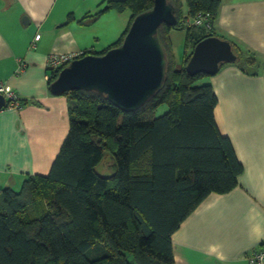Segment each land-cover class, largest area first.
<instances>
[{
	"label": "trees",
	"instance_id": "trees-1",
	"mask_svg": "<svg viewBox=\"0 0 264 264\" xmlns=\"http://www.w3.org/2000/svg\"><path fill=\"white\" fill-rule=\"evenodd\" d=\"M169 1L177 23L158 33L168 62L165 85L136 112L95 93L61 95L70 127L50 173L28 175L18 190L0 188V264H175L172 236L185 220L211 194L238 187L244 167L218 129L211 76H191L186 66L210 37L231 43L238 57L232 66L246 75L257 76L261 60L219 32L221 0ZM153 6L154 0H104L79 21L70 14L64 26L91 27L108 13L131 17L104 50L68 55L101 56L121 46L134 19ZM199 14L210 20L195 25ZM173 31L185 32L180 65ZM47 72L50 89L60 71ZM162 106L166 111L157 115ZM108 156L112 173L103 176L97 168Z\"/></svg>",
	"mask_w": 264,
	"mask_h": 264
},
{
	"label": "crops",
	"instance_id": "crops-1",
	"mask_svg": "<svg viewBox=\"0 0 264 264\" xmlns=\"http://www.w3.org/2000/svg\"><path fill=\"white\" fill-rule=\"evenodd\" d=\"M73 1L0 0V81L21 102L0 110V188L48 175L69 132L67 98L49 89V56L100 52L96 45L111 44L128 27L129 13L117 24L64 26L70 14L79 21L104 0H79L75 8ZM221 1L219 32L261 60L257 76L229 64L206 80L218 97V129L244 173L236 189L208 196L172 236L175 264H249L247 255L264 241V0Z\"/></svg>",
	"mask_w": 264,
	"mask_h": 264
},
{
	"label": "water",
	"instance_id": "water-1",
	"mask_svg": "<svg viewBox=\"0 0 264 264\" xmlns=\"http://www.w3.org/2000/svg\"><path fill=\"white\" fill-rule=\"evenodd\" d=\"M176 9L169 0H154L151 10L138 15L123 44L104 55H87L63 68L50 85L52 95L72 91L95 93L124 111L136 112L163 88L168 75L167 55L158 33L163 25L175 27ZM238 57L230 42L216 37L198 43L186 66L191 76H215L220 67ZM8 102L0 95V110Z\"/></svg>",
	"mask_w": 264,
	"mask_h": 264
},
{
	"label": "built area",
	"instance_id": "built-area-1",
	"mask_svg": "<svg viewBox=\"0 0 264 264\" xmlns=\"http://www.w3.org/2000/svg\"><path fill=\"white\" fill-rule=\"evenodd\" d=\"M210 20L209 15L199 14L194 20V24L197 26L204 25ZM210 27V25H208ZM41 38L40 35L35 37L36 40ZM79 55V54H78ZM77 55V56H78ZM76 55H51L48 58V69L57 70L60 67H64L66 64H70L76 57ZM21 70V69H20ZM0 95L4 96L8 102L9 108L19 109L21 106L20 99L17 94L10 90V88L4 82L0 81ZM249 264H264V244L258 249H255L247 256Z\"/></svg>",
	"mask_w": 264,
	"mask_h": 264
},
{
	"label": "rangeland",
	"instance_id": "rangeland-1",
	"mask_svg": "<svg viewBox=\"0 0 264 264\" xmlns=\"http://www.w3.org/2000/svg\"><path fill=\"white\" fill-rule=\"evenodd\" d=\"M78 2H79V0H74L73 1V7L74 8H75V6L77 5ZM86 2L87 1H85L82 4H87ZM94 6H96V3H93V8H94ZM106 15H104L101 18V19H104L103 20L104 22L110 21V23H112V24H117V23H119V20L122 19V16H120L119 14L112 13V14H109L108 16H106ZM127 15H130V14H127ZM100 20L98 22H100ZM104 22H101V24L104 23ZM171 37H172V42H173L175 56L177 58V63L180 65L181 64V61H182L181 58H183V56H184L185 32L184 31H173ZM109 45H110V43H106V45H104V47H101V48L98 45H96V48L98 50H101L102 51L105 48H107ZM84 57H86V56H84ZM76 59H80V58H75L74 60H76ZM68 65L69 64H66L64 67H62L61 69H59V71H61L63 68L67 67ZM166 108H167L166 106L160 107V109L157 111V115H162L166 111ZM106 158L107 159L105 160V162L102 165H99L98 168H97L98 173L101 174V175H103V176H109L112 173L111 166H110V165H112V160L109 158V156L106 157ZM15 189H19V187H16Z\"/></svg>",
	"mask_w": 264,
	"mask_h": 264
}]
</instances>
